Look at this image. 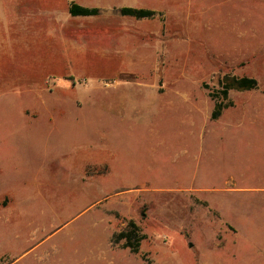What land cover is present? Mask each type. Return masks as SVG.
<instances>
[{"label": "rangeland", "instance_id": "rangeland-1", "mask_svg": "<svg viewBox=\"0 0 264 264\" xmlns=\"http://www.w3.org/2000/svg\"><path fill=\"white\" fill-rule=\"evenodd\" d=\"M118 1L114 15L128 5ZM136 1L159 10L145 26L146 43L163 48L158 67L70 66L72 53L59 51L56 37L47 35L74 0H0L1 264L17 257L25 259L20 264H41L37 254L49 252L54 259L56 244L73 261L76 251L89 254L90 235L100 237L94 243L134 256L130 262L117 257L115 264H264L262 138L237 149L243 172L257 173L243 181L240 195L174 191L192 186V173L198 172L194 187L206 183L203 160L187 155L202 147V134L234 124L264 125V0ZM159 28L161 36H150ZM227 73L255 78L258 87L232 90V106L213 120L216 101L204 84L218 89ZM146 92L156 94L160 105L153 126L123 133L130 125L120 124L127 103L141 105ZM205 126L210 131L202 132ZM127 133L128 148L121 147L119 136ZM204 146L214 143L206 139ZM118 154L145 179H162L139 180L136 186L143 187L127 189L134 181L109 177L108 163ZM180 171L189 176L170 180ZM131 221L145 237L138 253L124 248L125 240L114 242ZM45 238L49 243L32 253Z\"/></svg>", "mask_w": 264, "mask_h": 264}, {"label": "crops", "instance_id": "crops-1", "mask_svg": "<svg viewBox=\"0 0 264 264\" xmlns=\"http://www.w3.org/2000/svg\"><path fill=\"white\" fill-rule=\"evenodd\" d=\"M74 1L75 4L82 5L83 7L98 8L100 13L97 16H72L70 12H68L66 15L55 16L56 28L49 31L47 37H56L53 42L60 47L59 51L72 53L67 56V60L71 62L70 66L93 67L92 65L101 63L105 64L107 67L140 68L158 67L162 64L163 60L161 58V53L163 48L161 44L157 43L156 47L152 42L146 43L145 37L148 35L147 32H149L145 27L147 19H136L130 16L114 15L113 10L116 2H119L118 0ZM123 2L128 4L126 7L148 9L155 12L159 11L156 8L133 5L139 3V1L136 0H123ZM169 13L172 14L170 10L167 11V14ZM149 34L150 36H161V29L159 28L157 31L150 30ZM156 96L157 95L154 93L146 92V94L143 95V97L146 98H144L141 105H129L127 103L129 107L123 114L125 121H122L120 124L126 125L128 123L130 125L128 127L123 126V133L132 131L133 126L137 125L141 128L153 126L152 116L156 113V108L160 106L158 105V97ZM166 105L170 104L167 103ZM253 105L254 104H252V106ZM257 105L258 104L256 103L255 106ZM193 106L198 107V105ZM221 127L223 130L219 131L220 133L218 134L213 133L215 132L214 130L211 132L206 126L203 127L201 131H210V134L201 135L200 142L202 147L198 149L197 152L193 150L192 152L187 153L192 162L198 163L199 160H203L202 177L206 180L204 186H199V188L194 187V180L198 175L197 172L194 175L192 173L190 177H187L188 180L192 178V186H187L186 183L182 188L179 186L181 189L174 191L202 192L210 197L240 195L245 189L242 186L243 181H250L253 177H256L255 175L257 173L254 172V169H246L249 173L243 172L242 165L239 164L236 155L238 156L240 154V152L237 153V149L241 147L243 142H248L251 147L259 140V138L264 140V125L234 124L229 126L227 130L225 129L227 127ZM252 127H256V130L252 129ZM183 128H186V132L193 131L192 125H187ZM114 130H116V128H114ZM119 138L123 141L121 147L122 145H125V147L128 148V133L123 134L122 136L120 135ZM190 138H193V134H190ZM206 139L209 143H214V146H204ZM221 141L227 143L228 146H215L216 143ZM119 156L121 155L118 154L112 163H108L110 170L109 177L134 181L127 185L130 186L127 189L139 190L144 184L141 183L136 186L139 183V180H154V183L158 184L156 180L162 179V177L157 178L156 175H152L145 179L141 176L145 174L135 171L134 166L128 167L123 159V156H125V158L127 156V150L124 151L121 160L119 159ZM172 176H174V178ZM172 176L170 175V180L178 182L189 175L185 176L180 171L176 176L175 174H172ZM220 179L223 180L221 182L222 184L219 183L218 185H221L217 186L215 183ZM150 190L155 192L165 191L162 187L155 186ZM220 210L222 211V209ZM81 230L82 229L78 232L79 238L82 233ZM97 237L98 236L96 235L95 237L90 235V247L88 248L90 249L89 254L76 251L77 253L74 256L73 261L71 260V257L65 253L66 250L64 251V246L62 244H56L53 246L55 252L53 253L52 258L54 259L50 258L51 256L49 252L47 254H45L46 252H42L40 255L36 253V260L41 264H47L50 260L55 261L52 264H115L117 257L126 259L128 262L133 259L134 256H131L129 250L120 249L118 247L112 248L108 242L104 243L101 242V240L94 243V240H97ZM47 239L48 238H45L44 241H40L32 247L30 251L33 249L31 252L35 253L36 249L41 248L43 245H47L49 243V240ZM82 246V248H86V243L82 242ZM76 250H78V248ZM109 252L114 253V255L112 257L108 256ZM1 256L2 254L0 255V264ZM23 260L25 259L17 257L14 259V262H11L10 264H20Z\"/></svg>", "mask_w": 264, "mask_h": 264}, {"label": "trees", "instance_id": "trees-1", "mask_svg": "<svg viewBox=\"0 0 264 264\" xmlns=\"http://www.w3.org/2000/svg\"><path fill=\"white\" fill-rule=\"evenodd\" d=\"M69 12L72 16H97L100 13L98 8H87L73 3L70 6ZM123 16H130L136 19H148L156 15L155 11L124 7L121 9ZM258 87V82L255 78L238 77L231 73L224 74L219 80L218 89H210V87L204 84V88L209 89V97L216 101L215 107L212 113V119L217 120L221 117L224 110L231 107L232 103L228 102L229 94L232 90L236 91H252ZM145 237L139 235V230L136 224L131 221L128 223V229L121 232L115 237L114 242L119 243L121 240H125L124 248H130L132 252L138 253L140 243Z\"/></svg>", "mask_w": 264, "mask_h": 264}]
</instances>
